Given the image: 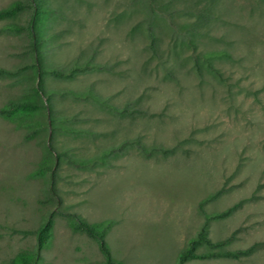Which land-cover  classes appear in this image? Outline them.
<instances>
[{"label": "rangeland", "instance_id": "1", "mask_svg": "<svg viewBox=\"0 0 264 264\" xmlns=\"http://www.w3.org/2000/svg\"><path fill=\"white\" fill-rule=\"evenodd\" d=\"M16 0H0V8ZM0 17V67L23 66L36 79L30 50L33 6ZM42 65L59 69L95 63L71 78L43 72L47 108L24 115L47 127L29 134L0 116V264L33 251L35 230L51 234L37 264H104L97 242L73 227L110 221L105 241L117 264H176L207 213L237 206L208 224L212 241L229 250L254 245L242 258L190 259L183 264H264V0H43ZM10 23L18 25L8 27ZM151 33L154 50L150 45ZM210 51L228 58L204 61ZM201 63V71L196 67ZM100 65V66H99ZM0 78V107L31 84ZM88 90L131 113L110 111L70 91ZM33 121V122H32ZM28 127V128H27ZM57 151L87 159L127 139L171 148L145 155L130 144L108 160L78 166L56 157L55 195L42 158L48 134ZM52 156V155H51ZM52 166V165H51ZM50 166V167H51Z\"/></svg>", "mask_w": 264, "mask_h": 264}, {"label": "trees", "instance_id": "2", "mask_svg": "<svg viewBox=\"0 0 264 264\" xmlns=\"http://www.w3.org/2000/svg\"><path fill=\"white\" fill-rule=\"evenodd\" d=\"M32 2L33 10L29 20V34H30V50L32 52L34 58V72L36 75V79H33V74L31 77L30 71L23 69V66H16L12 69L2 68L0 67V78L3 76H22L25 79H31V84L25 88V91L21 97L13 99L8 103L4 104L0 107V116L7 117L12 121L16 122L19 126H28L29 134H37L41 131L42 128L47 127L46 120H44V125L40 120L26 121L24 115H32L37 114L40 111L47 108V118L51 120V128H61L64 132H86L83 128H76L70 126L66 123H61V125H56L54 123V115L52 113V106L50 102L47 105L43 103V97L47 95V91L44 86V78L42 77L43 72L47 71V73L55 78H71L75 74L82 72L88 68H93L98 66L95 63H89L87 61L78 62L75 61L70 67L59 69L55 67H47V69L42 65L41 61V52H40V37L42 33V19L45 16L47 11V7L43 4V0H30ZM24 3L20 0H16L11 2L5 7L0 8V17L5 15H13L18 11L24 8ZM8 27L16 28L18 25L15 23H10L7 25ZM151 41L150 45L154 50V39L153 34L150 35ZM215 57L228 58L229 54L224 51H210L204 55V61L207 66L214 70L212 66L211 60ZM201 63L196 61L197 70L200 72ZM100 66V65H99ZM70 94L77 98H91L94 102L101 107H105L110 111L118 112V113H131L136 112L137 110L134 108L129 109V107L119 108L113 104L108 103L104 99H102L98 94L92 93L91 91H70ZM51 131L47 137L46 149L44 157L42 158V164L47 165L51 159L52 166L50 168V180H49V190L51 194L55 195V177H56V168L58 166V158L59 155L64 154L69 162H72L78 166H91L95 163H103L108 160V156L111 155L116 149L122 150L130 144H134L141 153L145 155H153L159 153H167L171 150V148H164L157 145L146 146L139 138L135 139H127L121 141L118 145L111 146L107 149L101 151L98 155L87 158V159H76L75 157L70 156L66 152L57 151L52 144V133ZM52 155V156H51ZM220 190L215 191L214 193L209 194L204 199H202L199 203V209L204 217L203 222L201 223L199 229L197 230L194 236H191L186 245L180 250L177 257L176 264H183L187 260L190 259H204V258H216V257H226L239 259L249 255L253 249L254 245H250L243 249L229 250L224 247L225 243L228 239H223L219 241H212L208 236V224L211 220L222 218L228 215L237 204H233L226 208L223 211L207 213L204 209V205L215 199ZM73 227L75 230L83 232L87 236L93 238L97 242V246L104 258V264H117L116 260L112 257L110 249L105 241V234L110 226V221L106 220L101 223H89L85 219L77 216L73 218ZM24 235H34L36 239V247L33 251H29L28 249H24L19 251L9 262V264H37L38 259L40 258V250L43 244L46 242L47 238L50 236L51 232V223L45 221L35 230H18Z\"/></svg>", "mask_w": 264, "mask_h": 264}]
</instances>
